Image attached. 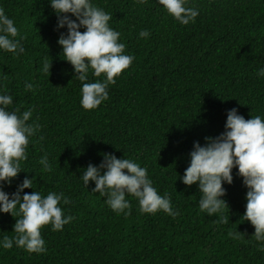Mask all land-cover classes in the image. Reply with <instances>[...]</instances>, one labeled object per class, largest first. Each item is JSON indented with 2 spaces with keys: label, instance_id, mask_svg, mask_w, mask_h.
<instances>
[{
  "label": "trees",
  "instance_id": "16d2710c",
  "mask_svg": "<svg viewBox=\"0 0 264 264\" xmlns=\"http://www.w3.org/2000/svg\"><path fill=\"white\" fill-rule=\"evenodd\" d=\"M93 3L112 16L110 26L135 59L109 86V99L84 110L81 82L63 60L48 0H0L24 48L18 56L0 51V92L13 96L10 111L32 110L29 123L40 125L22 172L3 190L11 194L25 176L33 178V190L44 196L63 192L71 202L61 207L75 217L61 231L41 229L45 253L0 248V264H264V242L242 217L247 190L236 169L233 183L224 185L228 224L201 212L197 186L179 179L193 143L221 134L227 111L237 108L246 120L264 117V78L257 76L264 68V0H188L199 15L186 26L156 0ZM142 30L150 36L139 37ZM46 59L49 73L42 71ZM101 79L103 74L89 73L88 82ZM27 83L33 90H26ZM105 153L147 168L154 187L171 197L179 214H142L132 196L126 197L129 215L113 212L107 197L92 192L95 184L85 188L80 178ZM45 155L51 172L39 163ZM18 218L0 214V238L15 235ZM235 230L239 239L229 234Z\"/></svg>",
  "mask_w": 264,
  "mask_h": 264
},
{
  "label": "clouds",
  "instance_id": "9594fccd",
  "mask_svg": "<svg viewBox=\"0 0 264 264\" xmlns=\"http://www.w3.org/2000/svg\"><path fill=\"white\" fill-rule=\"evenodd\" d=\"M144 3V0H138ZM162 9L180 25L195 23L199 9L189 6L188 0H156ZM56 16L55 31L59 33L57 44L64 61L71 65L75 78L81 82L80 105L84 110H95L109 99V86L128 69L135 56L126 54V44L121 42V33L110 26L112 16L93 3V0H48ZM64 31H61V30ZM83 29V31H81ZM15 22L3 8H0V51L20 55L24 48ZM150 36L142 30L139 37ZM51 62L43 63L42 71L50 72ZM103 79L89 81V73ZM257 76L264 78V68ZM26 90L34 88L32 83ZM13 96L0 92V214L19 217L13 225L14 236L0 238V248H21L28 253L43 254L47 251L41 229L51 225L52 231H61L75 217L66 215L61 204L71 201L63 192H49L46 196L33 190V178H25L9 194L3 190L21 173V161L26 160L30 138L36 135L40 125L33 122L32 110L22 113L18 108L9 110ZM224 130L216 137H205L203 145L194 142L188 154L189 163L183 176L179 177L185 186L196 185L200 192L198 206L209 216L218 215V223L228 224V209L223 199L224 185L233 183V169L246 188L244 221L254 227V237L264 242V117L256 115L245 119L237 108L226 113ZM41 139H43L41 137ZM39 163L43 171H53L47 155ZM85 188L95 184L93 193L107 197L106 205L116 214H130L132 196L138 201L142 214H156L159 211L175 218L179 213L173 209L171 197L161 195L154 187L148 170L134 159H117L113 154H102L98 166L89 164L80 177ZM25 189H32L26 193ZM234 239L241 234L235 230L229 233ZM264 250V245H262Z\"/></svg>",
  "mask_w": 264,
  "mask_h": 264
}]
</instances>
